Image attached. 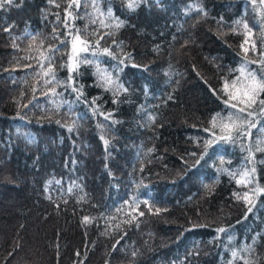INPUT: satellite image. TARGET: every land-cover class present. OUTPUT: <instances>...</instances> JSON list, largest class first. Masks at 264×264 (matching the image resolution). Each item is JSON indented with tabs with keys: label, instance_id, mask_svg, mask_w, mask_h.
Returning a JSON list of instances; mask_svg holds the SVG:
<instances>
[{
	"label": "trees",
	"instance_id": "16d2710c",
	"mask_svg": "<svg viewBox=\"0 0 264 264\" xmlns=\"http://www.w3.org/2000/svg\"><path fill=\"white\" fill-rule=\"evenodd\" d=\"M248 73L264 0H0V264H264Z\"/></svg>",
	"mask_w": 264,
	"mask_h": 264
},
{
	"label": "snow or ice",
	"instance_id": "6c2138e0",
	"mask_svg": "<svg viewBox=\"0 0 264 264\" xmlns=\"http://www.w3.org/2000/svg\"><path fill=\"white\" fill-rule=\"evenodd\" d=\"M129 7H132V5H129ZM54 51H58V50H54ZM104 51L107 52L108 50L105 49ZM93 55H95V53H93ZM85 62H88L87 57L85 58ZM245 69H246V66H242V68L240 69L241 75H244ZM248 78L250 80V85L252 86L251 90L253 94L259 91H264V74L261 75L259 81H257L255 73H248ZM51 79H55L54 75L52 76ZM101 79H104L103 72H101ZM50 82H51L50 80L46 81V83H50ZM245 95H247V93H245ZM208 143H211V141H209ZM220 231H223V229H221ZM233 255H235V253Z\"/></svg>",
	"mask_w": 264,
	"mask_h": 264
}]
</instances>
